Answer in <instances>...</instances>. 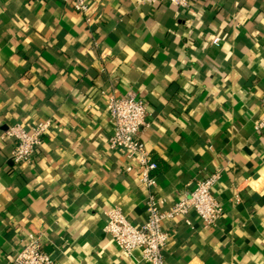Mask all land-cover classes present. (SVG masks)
<instances>
[{"label":"crops","instance_id":"obj_1","mask_svg":"<svg viewBox=\"0 0 264 264\" xmlns=\"http://www.w3.org/2000/svg\"><path fill=\"white\" fill-rule=\"evenodd\" d=\"M89 2L86 23L66 0H0V137L52 124L28 164L0 139V264L29 231L55 264H147L103 233L104 213L141 226L150 192L168 206L215 170L220 221L165 223V263L264 264V0ZM128 92L149 114L151 190L124 151H105L106 98Z\"/></svg>","mask_w":264,"mask_h":264},{"label":"built area","instance_id":"obj_2","mask_svg":"<svg viewBox=\"0 0 264 264\" xmlns=\"http://www.w3.org/2000/svg\"><path fill=\"white\" fill-rule=\"evenodd\" d=\"M72 10L86 18L91 5L89 0H66ZM142 3L156 4L164 2L182 11L190 8L192 0H141ZM213 45H219L218 38ZM106 113L113 126V133L108 138L105 151L109 153L124 151L126 159L135 162L139 184L151 190L155 186L154 172L156 164L151 160L148 151L140 140V135L149 129V114L146 103L133 92L121 96L110 94L106 98ZM51 121H40L30 128L14 124L6 128L1 140L14 142L10 160L16 166L32 161L42 144L43 137L51 129ZM255 133H264V112L254 125ZM134 171L132 166L125 168L126 173ZM220 171L215 170L207 178L197 181L188 191L167 206L163 199L156 198L151 192L145 200L146 220L141 226H134L114 207L104 213L103 233L122 252L130 255L139 251L142 260L147 264H166L164 250L169 240L165 223L180 219L191 227L188 215L194 214L204 228H213L223 215V209L213 196V188L220 179ZM237 200V199H236ZM9 264H55L52 258L40 247L39 237L29 231L26 242L17 251Z\"/></svg>","mask_w":264,"mask_h":264}]
</instances>
